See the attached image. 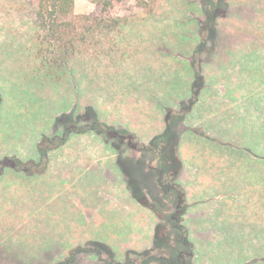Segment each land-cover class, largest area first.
I'll return each mask as SVG.
<instances>
[{"label": "rangeland", "instance_id": "rangeland-1", "mask_svg": "<svg viewBox=\"0 0 264 264\" xmlns=\"http://www.w3.org/2000/svg\"><path fill=\"white\" fill-rule=\"evenodd\" d=\"M18 1L0 0V264H59L86 245L92 249L74 264H100L95 253L108 264L143 260L158 219L134 199L121 165L132 172L133 190L160 197L154 177L127 140L120 152L86 127L130 129L147 144L164 130L167 109L192 97L194 55L204 82L177 152L184 171L212 177L189 185L186 176L182 185L186 199L203 197L214 222L210 240L191 237L188 207L187 264H264V0H227L214 28L205 21L208 0H122L111 14L126 22L61 74L35 59V5L18 12ZM97 7L74 0L75 13ZM201 130L223 144L205 143L194 158ZM43 156L44 171L35 166Z\"/></svg>", "mask_w": 264, "mask_h": 264}, {"label": "trees", "instance_id": "trees-1", "mask_svg": "<svg viewBox=\"0 0 264 264\" xmlns=\"http://www.w3.org/2000/svg\"><path fill=\"white\" fill-rule=\"evenodd\" d=\"M94 2L99 6L96 13L87 14L74 12V0H20L16 3L15 8L18 12L23 11L29 4L35 5L32 7V23L37 30V34L33 37V49L35 59L42 66L51 70L53 67V71L63 73L68 69L70 61L75 56L85 54L89 50H101L103 48L100 42L102 36L116 30L121 23L126 22L122 20L121 16L114 17L111 14L115 5L120 4L122 0H94ZM208 2L211 4V12L208 13L205 21L206 24H213L214 28L213 20L218 16H225L228 1L208 0ZM208 40L203 39V42L200 41L204 45V50L208 48V46L205 47L206 42L204 44V41ZM207 50H205V53ZM200 60L201 58L196 55L191 59L189 58L195 73L192 82V97L182 101L176 111L167 109L164 118V130L153 136L147 144L140 142L136 135L129 130L124 131L111 125L97 124V122L94 126L87 125L86 127V129L89 128V130H95L101 134L111 144H118L120 141L127 140L129 149L140 153V156L144 157L145 160L142 161L141 168L154 174L152 180L157 186L156 191L162 196L156 197L151 191L149 195L147 193L146 195L142 189L143 187L133 190L130 184L133 197L140 202L145 200L143 204L152 209L158 221L154 226L153 244L149 247L150 249L145 251L143 260L138 263L130 260L125 264H149L152 261L158 264H176L173 263L172 257L176 256L177 253H183V259L181 257L178 264H187V258L192 255L188 230L184 224V217L189 203L186 200L184 187L176 179L183 166L177 148L180 141V132L188 128L185 117L191 112L192 105L199 96L198 91L204 82L202 73L197 67H194L196 66L195 62L200 63ZM63 142L59 138L56 143L51 144L49 149ZM46 161L47 159L43 156L39 162L40 164H35V166L38 170L43 166L44 171ZM1 162L4 161H0V170ZM5 162L9 165L12 164L8 159ZM21 166L23 168L28 167L25 164ZM171 239L173 241L172 245L170 243ZM86 248L87 246L76 247L59 264H73L83 251L90 250ZM167 250H169L168 256L161 254L162 251ZM98 260L108 264L106 258L101 259L98 257Z\"/></svg>", "mask_w": 264, "mask_h": 264}, {"label": "crops", "instance_id": "crops-1", "mask_svg": "<svg viewBox=\"0 0 264 264\" xmlns=\"http://www.w3.org/2000/svg\"><path fill=\"white\" fill-rule=\"evenodd\" d=\"M195 104H196V102H195ZM191 110H192V108H191ZM128 130L131 131L130 129H128ZM196 130H199V129H196ZM208 134H209V132L206 131V133H205L202 130L196 133V136L193 138V140L191 142V147H190V155L191 156H194V158H195L197 156L196 155L197 151L200 150L199 147L204 146L205 143L207 144L208 147L211 145L216 146L217 144L218 145L223 144V143L219 142L218 140L213 139V137L208 136ZM96 138H98L100 140L99 143L102 144L101 138L100 137H96ZM219 140H221V139H219ZM103 143L107 144L106 142H103ZM218 148L222 149L220 147H218ZM131 152L133 155L137 156V152L132 151V150H131ZM179 173H181V178L183 177L182 182L178 181L179 183H181V185H182V183L186 182V179H185L186 176H188V177L190 176L189 185L192 183H199L200 181H203V180L208 179V178L209 179L212 178V177H210V175L204 174L203 171H194L193 175H190L192 173H190L189 171H184V165L182 166L181 171ZM182 186L184 187V185H182ZM192 188L193 187H191V189ZM186 200L190 204L189 205L190 206L189 207V215H192L195 218V219H193V221H190V228H191L190 235H191V237H193V234L196 233L197 234L196 237L201 238V239L210 240L211 235H212V234L210 235V231H211V227L213 224L212 222H214V219L210 218V216H211L210 210L208 209L207 206H204L203 197L199 196L197 198H192L191 200H189V199H186ZM186 214L188 215V212ZM201 233L203 235H201ZM195 239H197V238H195Z\"/></svg>", "mask_w": 264, "mask_h": 264}, {"label": "flooded vegetation", "instance_id": "flooded-vegetation-1", "mask_svg": "<svg viewBox=\"0 0 264 264\" xmlns=\"http://www.w3.org/2000/svg\"><path fill=\"white\" fill-rule=\"evenodd\" d=\"M54 139H56V137H55ZM60 140H61V141H62V140L64 141V140H65V135H64V136H61V137H60ZM106 142L109 143L107 139H106ZM112 145H116V146H115L116 149H117L118 151L122 152L121 150H119V145H118V144H115V143H114V144H112ZM127 148L129 149L128 146H127ZM129 150H130V149H129ZM121 167H122V169H123V170H121V172H122V174H123V178H124V180H125V183L127 184V187H128L129 190H130V186L132 185V184H131V177H132V176H131V175H132L131 173H132V172H129V170H127V169H124V168H123V165H121ZM145 167H146V166H145ZM138 168H139V167H138ZM139 169H141V168H139ZM142 169H143V168H142ZM143 170H144V169H143ZM1 172H2V171H1ZM143 172H144V171H143ZM145 172H146V171H145ZM147 172H148V176H152V177L154 176V174H153L151 171H147ZM179 172H180V171H179ZM130 184H131V185H130ZM140 188H141V187H139V189H140ZM142 189H143L144 191H145V190H149L147 187H143ZM130 191H131V190H130ZM132 196H133V195H132ZM134 199H135V198H134ZM136 200H137V199H136ZM144 201H145V200H142V202L139 201V203H141L143 206H145V205L143 204ZM86 246H87V245H86ZM78 247H79V246H78ZM80 247H84V246H80ZM88 247H89V246H87V248H86L87 250H88V249H92V248H90V247L88 248ZM148 249H149V248H148ZM86 253H88V251H83V252L79 255L78 259H79L82 255H84V254L86 255ZM93 253H94V252H93ZM91 255H93V256L95 257L96 261H98V262H100V261L98 260V257H100L101 259H104V257H103L102 255H99V256H98L96 253H95V254H91ZM78 259H77V260H78ZM77 260H76V261H77ZM76 261H75V262H76ZM132 261H133V260H132ZM75 262H74V263H75ZM74 263H73V264H74ZM150 263H151V262H150ZM100 264H105V263H104V262H100Z\"/></svg>", "mask_w": 264, "mask_h": 264}]
</instances>
